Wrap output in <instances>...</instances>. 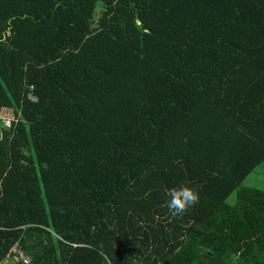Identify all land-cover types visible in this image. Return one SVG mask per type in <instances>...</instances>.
Listing matches in <instances>:
<instances>
[{"label":"trees","instance_id":"1","mask_svg":"<svg viewBox=\"0 0 264 264\" xmlns=\"http://www.w3.org/2000/svg\"><path fill=\"white\" fill-rule=\"evenodd\" d=\"M2 106L0 262L264 264V0H0Z\"/></svg>","mask_w":264,"mask_h":264},{"label":"clouds","instance_id":"2","mask_svg":"<svg viewBox=\"0 0 264 264\" xmlns=\"http://www.w3.org/2000/svg\"><path fill=\"white\" fill-rule=\"evenodd\" d=\"M167 195L169 199L166 203V207L172 217L182 215L189 207L197 204L200 198L199 191L186 184L169 189ZM28 261H21V263L28 264Z\"/></svg>","mask_w":264,"mask_h":264},{"label":"built area","instance_id":"3","mask_svg":"<svg viewBox=\"0 0 264 264\" xmlns=\"http://www.w3.org/2000/svg\"><path fill=\"white\" fill-rule=\"evenodd\" d=\"M16 120L17 118L11 107L2 106L0 108V126L12 128L15 125ZM10 252L18 255L22 262H27L29 259L16 242L10 246Z\"/></svg>","mask_w":264,"mask_h":264},{"label":"rangeland","instance_id":"4","mask_svg":"<svg viewBox=\"0 0 264 264\" xmlns=\"http://www.w3.org/2000/svg\"><path fill=\"white\" fill-rule=\"evenodd\" d=\"M19 260H21V258L11 252L10 256L8 255L5 257L0 264H22Z\"/></svg>","mask_w":264,"mask_h":264}]
</instances>
